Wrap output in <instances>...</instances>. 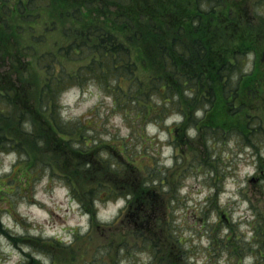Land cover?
I'll list each match as a JSON object with an SVG mask.
<instances>
[{"label":"trees","instance_id":"obj_1","mask_svg":"<svg viewBox=\"0 0 264 264\" xmlns=\"http://www.w3.org/2000/svg\"><path fill=\"white\" fill-rule=\"evenodd\" d=\"M226 1L0 0V62L6 57L13 58L16 63L26 59L25 64L17 65V70L7 69L8 73H0V104H4L0 109V120L8 123V129L0 126V153H14L18 160L25 159L30 153L24 143L25 137L37 138V142L46 146L53 143L60 155L64 152L69 160L75 159V178L86 173L84 184L79 185L72 175L66 173L72 172L69 168L65 172L68 183H65L74 190V196L81 204L90 202L87 211L98 200L115 199L121 177L123 182L129 183L125 195L130 199L129 203L132 199L140 202L136 205H142L145 216V206H154L155 197L162 193L164 204L155 211L156 217L160 216L159 220L164 222L161 232L171 249L187 255L191 247L186 248L176 226L179 196L173 188H168L171 182L166 172L169 169L165 166L158 168L161 173L158 175L154 173L157 168L147 163L142 170L140 161L145 156L138 158L143 155L148 141L145 140V126L148 123L161 124L176 113L182 122H175L173 127L178 131L171 138L175 156L184 158V147L196 149L194 166H186L185 172L199 164V141L208 151L205 154L209 159L205 161L207 169L203 173L209 192L206 195L208 210L204 207L199 208L201 211L196 210L195 220L200 224L197 230L208 238V245L215 243L219 255H227L231 264H244L247 258L256 264H264V216L255 212L253 219L245 223L246 231L239 233L234 225L230 226L228 215L215 200L227 176L224 169L220 170L218 159L211 160L212 156H217L214 150L220 142L216 139L230 131V135L236 134L234 136L245 144V148L254 151L264 148L261 122L247 117L242 130H236V120H233L244 114L243 105L246 103L240 98L241 83L256 68L240 59H246L243 54L255 55L256 44L264 39V0H232L231 5ZM235 14L243 17L246 24L236 23ZM257 19L260 23L254 24ZM20 32L22 34L17 36ZM50 34H57L60 39L47 47L50 49H39L46 35ZM27 56H31L34 63ZM64 59L72 62V71L66 69ZM140 64L149 65L145 68L146 76L140 74ZM19 67L24 68L22 74H17ZM32 67L38 68L43 75L39 76V103L33 101L32 79L26 75L33 71ZM92 84L105 88L107 95L123 112L125 104L134 109L131 137L136 134L141 141L140 149L136 148L132 153L129 138L121 142H105L101 136L94 135L98 128L85 130L87 125L82 124L83 132H77L76 123L61 120V95L72 87ZM213 92V107L216 103L217 107L221 104L230 109L219 119L213 118L212 105L210 108V104L204 103L213 102ZM29 93H32L31 98ZM236 101L238 106H233ZM203 111V119L195 117ZM202 125L210 132V136L204 139L199 133ZM38 126L44 131H38ZM189 127L196 129L194 138H187ZM75 138L84 144L81 150L73 143ZM99 148L111 149V153L96 155ZM179 162L175 163L178 165ZM24 165L23 169L33 166L28 160ZM203 166L200 165L198 171ZM21 169L20 165L15 171L16 176L10 179L14 189L7 192L8 195L18 194L21 181L29 179L26 170ZM11 184L8 187H12ZM0 186H5L2 176ZM148 238L143 250L148 251L149 247L150 255L156 260L158 255L150 247L153 241L150 236ZM52 240L60 248H65L60 245L65 246L61 240ZM121 260L118 258V263Z\"/></svg>","mask_w":264,"mask_h":264},{"label":"rangeland","instance_id":"obj_2","mask_svg":"<svg viewBox=\"0 0 264 264\" xmlns=\"http://www.w3.org/2000/svg\"><path fill=\"white\" fill-rule=\"evenodd\" d=\"M231 1L227 0L226 3L229 5ZM260 15H262L261 12ZM234 18L236 23L246 24L242 21L243 17H238L235 14ZM258 20L260 19L254 21V24L260 23ZM66 26L68 27L69 24ZM21 34L22 32L17 33V36ZM59 39L60 36L57 34L46 35V39L42 45H39V49H50L47 47L54 45L53 41ZM256 45L258 49L254 53L255 55L248 58L251 54L248 56L243 54L246 59H240L250 66L254 64L256 68L241 83L240 98L246 104L243 105L245 107L244 114L233 119L236 120V130H242L244 123H247V117H251V121L261 122L264 129V39ZM27 57L34 63L31 56ZM25 63L26 59L16 63L13 58L6 57L4 61L0 62V73H8L7 69L15 71L17 65ZM64 64L68 71H72L74 67L72 62L64 59ZM139 66L140 74L146 76L145 68L147 69L149 65L140 64ZM32 69L33 71L26 75L32 79L33 101L38 102L39 76L43 75L38 68L32 67ZM23 72L24 68L19 67L17 74ZM14 76L16 77V75ZM213 96V102H204L210 104V108L211 105L213 107L215 101L214 92ZM31 97L32 93H29V98ZM129 99L127 102H130ZM235 104L238 106V101L234 102L233 106ZM59 105L61 120L64 123H76V128H79L77 132H83L81 125L86 124L85 130L90 127L98 128L94 135L101 136L105 142H121L129 138V148L130 151L133 148L132 153L136 148H141V141L139 142L136 138V134L131 137L130 125L134 122V109L131 110V106L125 104L123 110L126 113L123 112L114 99L107 95L105 88H99L93 84L89 87H72L61 95ZM252 107L254 108L251 109ZM2 108H4V104H0V109ZM213 108L212 115L215 119L230 112L229 108H224L221 104L220 107H217L215 103ZM204 116V111L195 115L200 119H203ZM175 120L180 124L182 118L180 115L172 113L161 124L148 123L145 126V140L148 141L143 155H138V158L145 156L140 161L142 170L147 163L157 168L154 173L158 175L161 174L158 172V168L165 166L169 169L166 172V176L171 182L168 188H173L179 196L176 206L178 211L176 226L180 229V238L185 241L186 248L191 247L190 253L179 254L175 249H171L167 238L161 232L163 229L161 225L164 222L159 220L160 216L156 217L155 211L164 204L162 203L164 202L162 193L158 192V196L154 199V206L150 204L145 206V216L141 211L142 205L139 207L136 205L141 204L140 202H134L132 199L129 203L130 199L125 196L128 194L126 187L129 183L123 182L121 177L117 184L119 185L118 196L115 199L98 200L91 210L87 211L90 202L81 204L74 196V190L66 185L68 182L65 172L69 168L72 169V172L66 173L72 175L74 181H77L79 185H83L85 182L83 180L85 172L80 178H75L73 175V170L76 167L75 159L69 160L67 153L64 152L60 155L53 143H50L51 146H46L40 141L37 142V138L25 137L24 143L30 152L25 159L18 160L14 153H0V176L5 182V186H0V264H52L57 261L59 264H167L176 262L231 264L232 260L227 255H219L216 244L208 245V238L202 235V231L197 230L200 228V224L195 220L196 210L201 211L199 209L201 207L208 210L206 195L209 192L203 176L207 169L205 161L209 160L205 155L208 151L199 141V145H197L199 164L196 168L193 167L192 170L185 172L186 166L190 168V165H193L196 149L193 146L184 147V158L180 155L175 156L172 146L174 141H171V138L178 133L173 128ZM0 126L8 129V123L1 120ZM201 128L199 133H202V138L209 137L210 132L207 126L202 125ZM230 129L232 130L233 127L230 126ZM37 130L44 131L41 126H38ZM195 131L194 127H189L188 133H186L187 138H194ZM229 132H224L221 139H216L220 142L214 150L217 156L211 157V160L218 159L220 170L224 169L227 175L215 200L218 201L221 210L228 215L230 226L234 225V228L240 233L246 231L245 223L248 219H253L255 212L264 216V148L255 149L256 151L245 148V144L234 136L236 134L230 135ZM89 136L93 138V136ZM73 143L78 150L84 146L78 138H75ZM116 146L121 147L120 144H116ZM105 152L111 153V149L99 148L95 154L101 155ZM64 159L66 161L61 163ZM27 160L33 166L23 169ZM154 160L159 161V165ZM176 161H180L178 165L175 163ZM51 162H53L52 165ZM19 164L22 168L21 171L26 170L29 179H24V182L20 180L21 190H18V194L8 195L7 192L14 189V184H11L10 179L16 176L15 171L20 167ZM200 165L204 166L198 171ZM140 175L142 176L141 172ZM99 176L103 178L102 174ZM9 184L12 187H8ZM129 192L131 191L129 190ZM152 208L153 210H151ZM164 233L166 232L164 231ZM149 236L153 241L150 246L151 250L158 255L156 260L150 255L149 247L148 251L143 250L146 247L144 246L145 239L149 240ZM54 237L61 239L62 242H67L65 246L60 244L65 248H60L59 244L52 242ZM181 248L183 249V246ZM118 258L123 260L118 263ZM243 263L256 264L249 258Z\"/></svg>","mask_w":264,"mask_h":264}]
</instances>
